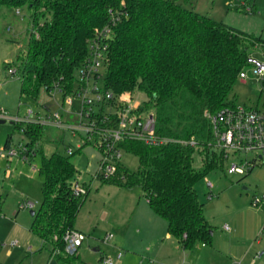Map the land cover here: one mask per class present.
<instances>
[{
  "label": "trees",
  "instance_id": "16d2710c",
  "mask_svg": "<svg viewBox=\"0 0 264 264\" xmlns=\"http://www.w3.org/2000/svg\"><path fill=\"white\" fill-rule=\"evenodd\" d=\"M191 1L0 0V7L28 3L32 12L29 47L18 56L22 93L31 98L57 85L71 94L96 30L110 23V10L121 15L109 42L105 89L115 97L144 93L143 110H153L157 134L174 141L150 146L124 139L121 149L138 157L139 168L131 171L120 162L108 181L141 187L153 212L167 221L169 233L186 250L213 242V226L196 191V184L223 161L208 115L236 105L228 96L249 66V48L264 47L261 37L184 5ZM26 132L35 147L42 124L28 123ZM192 140L195 145L184 143ZM195 151L204 162L200 169L194 166ZM39 172L43 200L31 229L59 264H77L78 255L65 251L64 237L77 230L81 202L72 184L78 170L70 155L54 153L43 157Z\"/></svg>",
  "mask_w": 264,
  "mask_h": 264
},
{
  "label": "rangeland",
  "instance_id": "374dc122",
  "mask_svg": "<svg viewBox=\"0 0 264 264\" xmlns=\"http://www.w3.org/2000/svg\"><path fill=\"white\" fill-rule=\"evenodd\" d=\"M253 1L192 0L184 5L219 22L258 30V26L264 22V0H257V13L250 14L245 4L251 5ZM31 14L28 3L4 4L0 7V111L7 113L6 118L0 119L5 121L0 122V264H47V252L39 251L43 241L31 229L34 222L31 211H37L43 200L44 177L39 172L43 157H50L54 153L70 155L78 170V178L89 187L88 195L80 198L81 206L75 222L76 228L86 235L78 250L77 255L81 257L78 259L86 264H101L102 255L115 259L118 253L113 252L112 246L122 239V232L131 245L123 248L138 252L143 246V238L138 230L142 227L143 232L146 231L148 217H155L166 227L167 221L155 215L141 187L128 188L96 177L103 157L97 140L88 141L84 131L73 132L45 122L58 113L61 120L71 125H79L81 120L86 124L88 119H81L80 116L81 100L75 98L73 106H70L66 103L65 95L57 89L49 91L42 88L36 98L22 93L23 71L18 56L29 47L33 29ZM248 54L264 63L263 47H250ZM9 68L14 69L15 74H9ZM245 71L248 77H239L228 99L238 106L264 113V78L253 73L252 65L247 66ZM76 78L79 79L78 73ZM103 78L98 81L99 86L103 85ZM93 83L92 80L90 87ZM77 88L78 83H75L73 90ZM88 95L92 96V93ZM125 95L131 97L132 103L140 101L144 105L147 99L144 93L138 91ZM31 109L35 116L40 117L43 133L33 146L37 148V155L26 161L23 156L10 154V151L20 150L21 145L31 147L29 143L32 137L26 132L29 123L27 113ZM8 139L10 143L6 146ZM69 148L73 149L72 154H69ZM259 155L257 152L239 155L232 152L196 184L206 217L213 226V242L207 244V248L221 249L217 245L220 235L223 238L229 235L235 237L234 256L228 259L219 255L217 259L207 260L210 264L252 263L255 253L264 250V202L254 204L256 198L264 195V162L259 161ZM121 162L131 171L138 170L140 165L138 157L125 150H122ZM246 162L256 165L244 174L228 173L231 164ZM203 165L202 156L195 151L194 166L200 169ZM8 169L11 170L10 175L7 174ZM208 182L213 184L212 190ZM211 191L213 197L210 199ZM104 212L107 215L103 219ZM258 216L262 223L256 231L252 228V221ZM233 221L239 226V234H230L224 229L225 225L233 228ZM108 233L115 236L109 242L105 241ZM127 264H140V261L131 258ZM256 264H264V259Z\"/></svg>",
  "mask_w": 264,
  "mask_h": 264
},
{
  "label": "built area",
  "instance_id": "2783aa9c",
  "mask_svg": "<svg viewBox=\"0 0 264 264\" xmlns=\"http://www.w3.org/2000/svg\"><path fill=\"white\" fill-rule=\"evenodd\" d=\"M246 11L251 13L253 7L245 4ZM110 23L103 29L96 30L95 37L90 43L89 54L83 65L79 68V79L77 90H73L71 94L65 95L66 103L73 106L74 99L77 98L82 102L81 119L86 117L88 122L80 121L79 125H71L61 120L58 113L51 115L45 120L46 123L57 125L59 127L71 129L73 132L84 131L88 137V141L97 140L98 146L102 150V163L96 177L103 181L112 179L118 171V164L121 162L122 149L121 141L130 137L138 139L150 146H160L174 141L171 138L161 136L156 132V118L153 111H144V105L140 101L131 102L126 95L115 97L114 94L105 89L104 83L99 86L105 74L106 63L108 59L109 42L112 37L113 27L120 21L121 15L110 10ZM249 65L253 66V73L264 78V63L250 56L248 58ZM9 74H15V70L8 69ZM240 77L245 79L248 77L245 69L240 73ZM104 79V78H103ZM93 80V86L90 82ZM63 93L57 85L55 88ZM89 92L92 96H89ZM71 96V97H70ZM33 109L28 111L27 121L29 123H39L40 117L35 116ZM7 117L5 110L0 111V119ZM213 134L215 137L214 147L222 153L223 158H228L230 153L247 154L249 152L259 153V161L264 162V113L253 108L245 106H225L214 114L208 115ZM19 121L18 119H15ZM186 144L195 145V141H184ZM81 149V148H80ZM37 148L21 145L20 150L12 149L10 154H18L23 156L26 161L37 155ZM72 154L73 149H68ZM256 164L246 162L243 164L233 163L228 169V173L244 174ZM248 172V171H247ZM209 188L212 190L213 184L208 182ZM89 193V187L83 183L77 176L72 184V194L75 198H84ZM213 197V193L209 194V198ZM264 202L262 198L254 200L255 205ZM32 206V203H29ZM229 229L228 226H225ZM86 235L79 230H70L66 233L65 251L70 256L78 254L79 248L82 246ZM114 239L112 233H108L105 241L109 242ZM15 244V243H13ZM264 257V250L256 253L254 260H261ZM121 254L118 255V259ZM104 264H114L112 258H104Z\"/></svg>",
  "mask_w": 264,
  "mask_h": 264
},
{
  "label": "crops",
  "instance_id": "0c3cea01",
  "mask_svg": "<svg viewBox=\"0 0 264 264\" xmlns=\"http://www.w3.org/2000/svg\"><path fill=\"white\" fill-rule=\"evenodd\" d=\"M256 1L257 0H254L253 4H251L253 10L255 11L253 14H256L258 10ZM235 28L249 34H254L264 39V22L260 24V26H258V30L257 29L248 30L245 27H235ZM256 47H262V46H256ZM10 173L11 170L8 169L7 174L10 175ZM106 215L107 213L104 212L102 218L104 219ZM148 222H149V226L146 228V231H144L145 233L143 232L142 227L141 228L139 227L140 229L138 228L139 229L138 231L141 233L143 238L142 239L143 246L139 250H137L138 252H135L133 250L132 251L125 250V248H129L131 247V245L129 244L126 238L125 233L122 232L123 233L122 239H120L117 243H115L112 246L113 252L116 254L118 253L115 259L112 258L114 260V264H127L128 262H130L131 258L138 259L140 261V264H210L209 263L210 261L207 262V260L217 259L220 256H224L225 258L229 259L232 258L235 254V244H234L235 237L233 238V235L226 236V238H223V236L220 235L217 245L221 249H208L207 244L199 243L198 246L200 248L196 249L198 246H195L193 250H186L179 244V242L174 237L171 236V234L168 231V224L166 227L158 219H155V217H148ZM261 223H262V219L260 216H258L255 220L252 221V228L258 231L259 228L261 227ZM225 226L229 227V229L224 228L228 233L239 234V226L235 221H233V228L230 227L229 225H225ZM76 229L79 230L78 228ZM158 244L161 245L158 247ZM223 247H226V250H223ZM39 251L47 252L46 253L48 256V257L46 256L47 264H59L56 259L51 257L50 249L46 247L44 242H43V246L39 249ZM119 254H121L120 259H118ZM255 255L252 258L253 260L252 263L248 262V264H256L257 262L262 261L264 259L263 257L261 260L255 261L254 260ZM79 257L80 255L78 256V258ZM104 258H111V257L102 255L100 257L101 264H104L103 263ZM246 258L247 257L244 258V261L246 260ZM79 262L81 263L78 262L77 263L86 264L83 260L81 261L79 260ZM231 264H237V263L233 262Z\"/></svg>",
  "mask_w": 264,
  "mask_h": 264
},
{
  "label": "water",
  "instance_id": "95a60500",
  "mask_svg": "<svg viewBox=\"0 0 264 264\" xmlns=\"http://www.w3.org/2000/svg\"><path fill=\"white\" fill-rule=\"evenodd\" d=\"M246 51H247V49H246ZM0 122H1V123H4L5 121H4V120H0ZM31 214L34 215V214H35V211L32 210V211H31ZM212 234H213V232H212Z\"/></svg>",
  "mask_w": 264,
  "mask_h": 264
}]
</instances>
